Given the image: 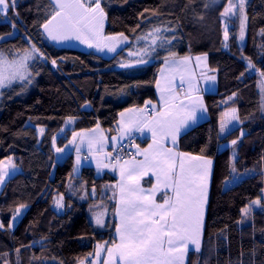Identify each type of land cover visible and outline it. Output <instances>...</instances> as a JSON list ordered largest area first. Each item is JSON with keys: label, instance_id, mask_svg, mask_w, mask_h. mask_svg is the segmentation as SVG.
Masks as SVG:
<instances>
[{"label": "trees", "instance_id": "16d2710c", "mask_svg": "<svg viewBox=\"0 0 264 264\" xmlns=\"http://www.w3.org/2000/svg\"><path fill=\"white\" fill-rule=\"evenodd\" d=\"M100 2L106 13L105 35L128 41L110 57L52 44L42 27L52 13L50 0H17L15 10L10 7L0 15V36H11L0 41V52L8 59L32 52L33 45L39 49L28 63L31 83H14L0 94V162L12 158L21 169L6 182L0 197V264H79L90 259L96 245L115 240L113 214L106 228H97L89 213L98 202L113 213L117 178L99 177L90 167L75 178L73 154L58 162L55 148H64L73 133L96 127L115 135L121 112L157 100L165 57L201 54L218 73V91L205 96L209 119L184 133L178 148L212 159L214 167L201 250L190 252L186 264H264V212L255 208L250 218L242 213L257 199L264 206L262 77L256 71H264V0H248L244 46L239 44L237 17L227 20L229 38L224 40L222 13L228 0ZM153 27L175 29L160 35L176 39L163 47L157 40L149 58L142 49L151 37L138 38ZM142 56L148 63L136 64ZM233 108L240 126L222 138L220 121ZM69 117L76 121L74 128L64 130ZM38 128L44 129L41 139ZM233 139L238 140L235 160ZM233 162L236 174L250 175L225 188L224 182L233 177ZM59 195L64 199L62 213L53 206ZM20 204L28 205L27 211L12 229ZM242 218L245 222L238 223Z\"/></svg>", "mask_w": 264, "mask_h": 264}, {"label": "snow or ice", "instance_id": "6c2138e0", "mask_svg": "<svg viewBox=\"0 0 264 264\" xmlns=\"http://www.w3.org/2000/svg\"><path fill=\"white\" fill-rule=\"evenodd\" d=\"M247 0H237V4L233 5L232 0H228V7L224 9L223 16L228 17L229 14L237 16L236 7L239 8L240 31L239 39L243 41L245 38V25L247 15L244 12ZM17 0H0V15H3L11 7L15 10ZM49 7L52 8L50 18L42 25L44 31L47 33L49 39L61 43L63 41L78 39L81 43H87L88 47H97L98 50L103 51L107 47L109 51L114 52L115 44L99 45L89 42V38L96 37L103 29V22L106 19L104 8L101 7L100 0H50ZM18 15V13H16ZM55 22V23H53ZM51 26V27H50ZM175 31V29H162L160 27H153L146 35L140 36L139 40H145L151 37L148 46L142 49L143 56L151 57V52L155 51L157 40L161 41V47L165 44H170L176 37L165 38L160 33L163 31ZM264 34V30H262ZM123 35V34H121ZM4 37L0 36V39ZM229 38L228 27L224 28V40ZM105 40H115V37H104ZM127 40V37H124ZM227 47V44L224 45ZM151 49V51H149ZM39 49L32 46V52L25 51V55L19 59L8 60L3 52H0V89L10 87L13 82L19 80L23 82L28 80L27 61L29 59L35 60L37 57L34 53H38ZM43 55L42 53L40 54ZM174 56L175 53L170 52ZM141 59L135 61L136 64H147L148 60ZM189 58L185 57L180 61H169L165 57L166 67L175 71L180 68ZM197 57V60H200ZM206 59V56L204 57ZM53 65L56 64L52 60ZM251 68L255 69V64L249 60ZM121 67H132L131 63H122ZM163 72V70H161ZM259 72L262 77L261 80V111L264 112V71ZM207 80L215 83V76H208ZM31 83V80H28ZM184 80L181 78L180 86L183 87ZM157 87L160 88L159 82ZM199 91L192 83L188 82V92ZM161 91H170L173 94L165 97L161 96V100L165 105V111L158 113L160 119H155L149 123L147 119L139 122L129 121L123 124V129L129 135L131 140L132 132L143 133L147 128L152 133L154 142L157 143L156 150L152 153L151 159L147 153H138L145 156L144 161L139 162V166H133L127 170L128 184L122 185L120 188L119 206L116 207L115 214L119 216L120 223L115 231L119 237V243L113 248L107 249V255L115 264L116 258H119L123 264H182L183 257L192 245L193 252H199L201 249V236L203 229V218L208 202V192L210 186V179L212 174L213 161L210 158L203 156L191 157L187 153L174 152L172 147H164L163 141L171 139V144L176 145L177 138L182 129H188L191 125L198 122L199 117L197 113H206L207 109L199 96H188L192 103L186 104L183 100L175 95L174 89L165 88ZM232 99V97H229ZM179 100L178 103L173 101ZM151 104V101L148 102ZM87 106V105H86ZM155 106H153V109ZM133 111V109H129ZM124 113H121L123 116ZM225 116L229 114L224 113ZM232 120H239L236 115V109H232V115L229 120L225 121L223 118L219 125V134L223 135L231 131L228 124ZM67 124L74 123V118L69 117ZM40 134L43 135L44 129L41 128ZM160 133L161 140L156 141L157 133ZM76 135L72 137L69 143L75 145ZM244 135L241 132V137ZM54 139V138H53ZM115 139V137H113ZM83 143V138L80 141ZM238 140L233 139L231 144L237 145ZM92 140H89V151L91 152ZM67 147V145H66ZM151 147V145L149 146ZM223 147V145H221ZM56 151L63 152V148H57ZM77 153L76 164H80V148L75 147ZM179 158V159H178ZM199 161V163L192 165L191 161ZM2 163V162H0ZM119 164V160L116 161ZM125 163H128L127 161ZM108 165H104L107 167ZM10 167L15 170V165ZM99 170V163L97 165ZM148 169L152 170L156 178V184L148 192L139 187L138 178L146 173ZM78 169L74 168L73 172ZM232 172L236 169L233 162ZM9 176L7 169L0 171V185L4 183L5 178ZM121 178H125V169L121 166ZM226 185L229 181L224 182ZM157 192H161V202L157 203L155 196ZM95 194V189L92 190ZM115 196V193L113 194ZM83 199V197H81ZM57 209L65 207L63 203V196L59 195L54 201ZM28 205L20 204L12 216V220L16 221L21 215V210L26 209ZM255 208H259L264 212V206L261 205L259 199L252 201L247 207L242 209L244 217L251 216ZM242 218L238 223H244ZM95 223L99 227H104V213H97ZM4 225L0 223V229ZM102 246L97 245V248ZM18 251V250H17ZM180 255L177 256L176 254ZM99 256V252L96 253ZM79 264H84L80 261ZM107 264V262H106Z\"/></svg>", "mask_w": 264, "mask_h": 264}, {"label": "crops", "instance_id": "0c3cea01", "mask_svg": "<svg viewBox=\"0 0 264 264\" xmlns=\"http://www.w3.org/2000/svg\"><path fill=\"white\" fill-rule=\"evenodd\" d=\"M8 11L9 9L7 10V12ZM187 57L189 59L184 64H182L178 70H175V71L170 70V67H166L165 63L162 65L160 72H159V78L157 81L159 82L160 88L157 87V100L153 102V103H156V106L154 109L151 104L145 107V108H151L153 110L152 116L147 115L145 108H132L133 111H129V109L125 110L121 112V113H124L123 116H121V113L119 115L115 135L113 136L109 135L101 127H96L92 130L78 131V132L73 133L70 139V141H72L73 135L79 134V135H76L75 145L69 143L70 142L69 141L67 144V147L65 146L63 148L64 151L62 152L61 158L58 157L59 152L56 151L55 149L58 162H63L69 154H73L74 168L78 169L77 172H73V176L75 178H79L81 176L82 171L85 167L93 168L97 176L99 177L106 175V174H110L117 178V181L114 185L115 196H114V207H113V213H112L113 220L115 221V226L113 228V235L115 237V240L113 241V243H115L114 246L119 243L118 234L116 233L115 229L117 226H119V223H120L119 216L115 214V210H116V207L119 206L120 188L122 185L126 186L128 184L127 170L129 168H132L133 166H139V162L144 161L145 156L143 154H138V153H147L149 155V158L151 159L152 153L156 150L158 146L157 143L154 142L152 138V133L149 132L147 128L144 129L143 133L134 131L131 133V137H133L137 133H140L142 137V139L140 141H136L132 147L136 153V157L132 159L130 158V159L123 160L119 164L113 163L112 151L119 149L123 143L130 140L128 138L129 134L126 131H124L122 125L127 124L129 121L139 122L143 119H147V121L151 123L155 119H160V116L158 115V113L165 111V105L163 101L161 100V96L163 95L165 97H168L173 94L170 91L162 92L161 89H165V88L174 89L175 95L179 98V100H183L186 104L192 103V101L188 99L189 95L199 96L202 98V102L205 107H206V101H205L206 94L216 93L218 91V84H219L218 73L216 70H212L210 68L208 57L206 56V59H204V55L203 56L202 55L187 56ZM197 57H200L201 59L197 60ZM183 58L185 57H179V58L172 57V58H168V60L169 61H173V60L180 61ZM199 64H201L202 67H200ZM161 70H163V72ZM208 76H215L216 77L215 83L207 80ZM181 78H183L184 80V84L182 88L180 86ZM189 80H191L192 83L195 85V87L199 89L198 92L195 90L192 91L191 93L188 92ZM179 100L173 101V102L178 103ZM197 116L199 117V120L196 124L191 125V127H189L188 129L181 130L177 138V142L175 146L171 144V139L169 138L163 141L164 147H172L174 152L186 153V152L179 150L178 148L180 137L184 133L194 129L199 124L207 121L209 119L208 110L206 113L198 112ZM74 125L70 129H73ZM113 137H115V139H113ZM82 138L84 141L83 143L80 142ZM90 139L92 140L91 152L89 151V140ZM160 140H161V135L158 132L156 141H160ZM150 145L151 147H149ZM76 146H79L80 148V153H79L80 164L79 165L76 164V158H77V153L75 151ZM187 154H189V156L191 157L198 156V155H193L190 153H187ZM126 161L128 163H125ZM98 163L100 165L99 170L97 167ZM197 163H199V161H195V160L191 161L192 165H195ZM104 165H108V166L104 167ZM121 166H123L125 169V178L123 180L121 178ZM213 167H214V161L212 165V174H213ZM212 174H211V179H212ZM211 179H210V186H211ZM138 182H139V187L143 189L144 193L146 194L156 184V178L153 175L152 170L148 169L144 175L138 178ZM210 186H209V192H208V200H209ZM161 196H162L161 192L156 193L155 199L157 203L161 202ZM113 243L110 244L109 246H112ZM92 263H93V260H92Z\"/></svg>", "mask_w": 264, "mask_h": 264}, {"label": "rangeland", "instance_id": "374dc122", "mask_svg": "<svg viewBox=\"0 0 264 264\" xmlns=\"http://www.w3.org/2000/svg\"><path fill=\"white\" fill-rule=\"evenodd\" d=\"M85 3L87 4V3H88V0H85ZM232 4H233V5H236V4H237V0H232ZM247 4H248V0H247V2H246V4H245V8H244V12H245L246 15H247ZM9 9H10V8H9ZM235 10H236V12H237V16H232L231 14H229L228 17H224V24L227 25L228 29H229V23L227 22V20H229V19H231V18H234V17H237V18L239 19V8H238V6L236 7ZM5 14H6V13H5ZM5 14H3V15H5ZM53 23H55V22H53ZM105 25H106V19H105L104 22H103V29H102V32H100V33H99L96 37H94V38H89V42H90V43H93L94 45H95V44H99V45H101V46L106 45V44H109V45H110V44H115V45H116V48H115V51H114V52L109 51L107 47H104V48H103V51L98 50V48L95 47V46H94V47H88V44H87V43H81V41L78 40V39H71V40L63 41V42H61V43H57L56 41H53V40L49 39L48 36H47V38H48V40H49L52 44H54V45H56V46H60V47H73V48H77V49H80V50H94V51H97V52L102 53V54H103L104 56H106V57H110V56L114 55L116 52H118L119 50H121L123 47H125V45L128 43V41H125L124 38L119 37V36H111V37H115V38H116L115 40H105L104 37H110V36H106V35H105V32H104ZM225 25H224V26H225ZM239 26H240V19H239ZM50 27H51V26H50ZM247 29H248V15H247V21H246V25H245V38H244L243 41H240V39H239V44H240V46H244V45L246 44V40H247ZM239 31H240V28H239ZM46 35H47V33H46ZM9 37H11V36H4V38H3V39H0V41L5 40V39H8ZM225 42H226V41H225ZM24 55H25V54H23V55H17V56H15L14 59H19L20 57H23ZM201 55H202V56L204 55V57L207 56L206 54H201ZM207 57H208V56H207ZM7 59H8V58H7ZM8 60H13V59H8ZM30 61H31V59H29V60L27 61V65H28V63H29ZM199 66L202 67L201 64H199ZM27 71H28V69H27ZM18 82H20V81H19V80H16V81L13 82L12 84H14V83H18ZM12 84H11V85H12ZM5 88H7V87H5ZM3 89H4V88H3ZM3 89H0V94H1V91H2ZM151 105H152V106H156V103H151ZM227 113H228L229 115H228V116H224V118H223L225 121L229 120V118L231 117V115H232V110H229ZM236 115L238 116V112H237V110H236ZM238 117H239V116H238ZM75 122H76V121L74 120V123H72V124H67V123H66V125H65V129H64V130L72 128V126L75 124ZM239 126H240V121H239V120H232L231 123L228 124V128H229L231 131L226 132L225 134L220 135V136H221L222 138L225 137L227 134L231 133L232 131H234L235 129H237ZM40 129H41V128H38V129H37L39 139H41L42 136H43V135L40 134V131H39ZM61 134H62V133H61ZM230 144H231V143H230ZM231 146H232V144H231ZM55 149H57V148H55ZM237 150H238V147H234V146H233V148H232V154H233V159H234V160H235L236 157H237ZM61 155H62V152H59L58 157L61 158ZM59 158H58V159H59ZM11 164H14V165H15V163H14V161H13L12 158H8V159H6L5 161H3V162L0 164V171L7 169L8 172H9V176H7V177L5 178V180H4V183H3L2 185H0V197L2 196V193H3L4 189H5L6 182H7L10 178H12V177L15 176L16 174H18V173L20 172V170H21L17 165H15V170H13V169L10 167ZM249 175H250L249 173H241V174L233 173V177L229 180V183H228L227 185L225 184V188H228V187H230L231 185L240 182L241 180H243L244 178H246V177L249 176ZM57 198H58V197H57ZM57 198H56V199H57ZM56 199H55V200H56ZM55 200H54V201H55ZM63 203H64V199H63ZM53 206H54L55 210L58 211V212H60V213H62V212L65 211V207H64L63 209H57V208L55 207V204H53ZM207 206H208V203H207V205H206V209H205V213H204V218H203V229H202V236H201V244H202L203 233H204V223H205V219H206V215H207ZM26 211H27V208H26V209H22V210H21V215L17 218V220H16V221H13V220H12V223H11V228H12V229L16 228L18 222L20 221V219L22 218V216L24 215V213H25ZM101 212L104 213V227H99V226H97L96 223H95V217H96V214H97V213H101ZM111 214H112V213L110 212L109 207H108L107 205H105L103 202H98V203L94 204V205L91 207V210H90V213H89V218H90L91 222H92L97 228H106L107 225H108V223L112 220ZM118 240H119V237H118ZM112 243H113V242H112ZM112 243H111V244H112ZM114 244H115V243H113L112 246H109V245H110L109 243H101V244H98V245L102 246L101 248H97V245H96L93 255L90 257L89 260L85 261L84 264H91V263H92V260H93V263H92V264H106V262H107V264H113V261L110 260L109 257H108V255H107V249H108V248H113V249H114ZM192 248H193V246H192V245H189V249H188L187 253L184 255V257H183L182 264H186V263H187V259H188V256H189L190 252H193V251H192ZM200 250H201V249H200ZM97 252H99V256H98V257L96 256V253H97ZM199 252H200V251H199ZM199 252H196V253H199ZM176 255L179 256L180 254L177 253ZM115 264H123V262L120 261L119 258H116Z\"/></svg>", "mask_w": 264, "mask_h": 264}, {"label": "built area", "instance_id": "2783aa9c", "mask_svg": "<svg viewBox=\"0 0 264 264\" xmlns=\"http://www.w3.org/2000/svg\"><path fill=\"white\" fill-rule=\"evenodd\" d=\"M145 109L148 116L153 115V110L151 108H145ZM141 139H142L141 134L137 133L132 137L131 140H128L125 143H123L119 149L112 151L113 163H116L117 160L121 162L126 159L135 158L136 153L132 147L136 141H140Z\"/></svg>", "mask_w": 264, "mask_h": 264}]
</instances>
